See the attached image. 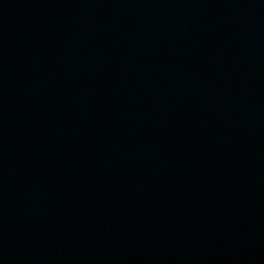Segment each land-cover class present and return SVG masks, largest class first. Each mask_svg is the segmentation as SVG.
I'll use <instances>...</instances> for the list:
<instances>
[{
    "label": "water",
    "instance_id": "water-1",
    "mask_svg": "<svg viewBox=\"0 0 264 264\" xmlns=\"http://www.w3.org/2000/svg\"><path fill=\"white\" fill-rule=\"evenodd\" d=\"M0 264H264V0H0Z\"/></svg>",
    "mask_w": 264,
    "mask_h": 264
}]
</instances>
